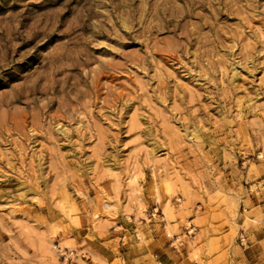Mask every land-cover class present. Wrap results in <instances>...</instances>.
<instances>
[{"label": "rangeland", "instance_id": "374dc122", "mask_svg": "<svg viewBox=\"0 0 264 264\" xmlns=\"http://www.w3.org/2000/svg\"><path fill=\"white\" fill-rule=\"evenodd\" d=\"M0 264H264V0H0Z\"/></svg>", "mask_w": 264, "mask_h": 264}]
</instances>
